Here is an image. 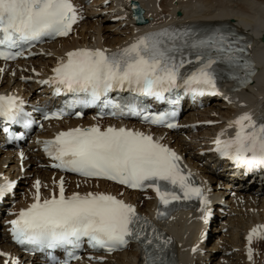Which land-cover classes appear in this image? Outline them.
Returning a JSON list of instances; mask_svg holds the SVG:
<instances>
[{
  "label": "snow or ice",
  "instance_id": "snow-or-ice-1",
  "mask_svg": "<svg viewBox=\"0 0 264 264\" xmlns=\"http://www.w3.org/2000/svg\"><path fill=\"white\" fill-rule=\"evenodd\" d=\"M82 18L72 0H0V59L21 57L26 46L45 38L67 37ZM247 47L243 37L230 30L199 33L189 27L169 26L142 33L115 50L73 48L58 59L53 75L40 83L54 85L56 94H72L73 100L66 101L68 107L101 102L102 114L110 109L108 114L113 117H138L144 123L174 129L178 127L175 119L181 92L219 94L218 81L225 68L228 78L238 85L250 83L254 69L247 59ZM125 91L131 94L125 103L109 97L112 92ZM141 98L166 101L170 108L148 111L141 106ZM23 105L19 97L0 95V120L27 126L30 121L24 119L28 113ZM64 114L61 108L51 115L60 118ZM228 127L235 128L234 135L221 139L225 135L221 130L213 141L214 151L245 173L264 169V115L254 118L251 112H243L230 120ZM163 139L123 126L92 124L60 131L43 143L56 169L128 189H151L165 209L173 201L197 200L200 219L207 223L211 202ZM15 184L12 180L0 183V198L12 193ZM33 188L32 202L6 221L17 244L32 251L62 249L65 259L59 264H70L85 242L92 249L112 252L137 241L144 248L145 264H169L165 250L170 238H164L134 204L103 191L66 195L63 177L58 191L54 189L47 197L42 198L39 180ZM156 215L161 218L167 213L158 208ZM258 228L264 226L250 230L249 242ZM248 255L251 259V249ZM11 264L18 262L13 258Z\"/></svg>",
  "mask_w": 264,
  "mask_h": 264
},
{
  "label": "bare ground",
  "instance_id": "bare-ground-1",
  "mask_svg": "<svg viewBox=\"0 0 264 264\" xmlns=\"http://www.w3.org/2000/svg\"><path fill=\"white\" fill-rule=\"evenodd\" d=\"M74 1L82 9V15L85 17L84 22L77 26L76 36L48 45L41 49L44 52L42 55L36 54V56L27 61L6 64L3 74L1 73L3 65L0 64V90L17 91L28 102L34 104L37 102V98L41 97V94H38L35 90L36 80L47 75L50 66L57 63L66 50L87 45H96L115 50L117 47H123L130 43L142 33L171 24L183 25L190 22H203L204 24L230 23L239 31L254 38L255 47L264 56V43L262 42L264 34L263 0H135L145 10L144 16L148 20L145 25H136L134 23L129 9L130 1L112 0L108 2V0H94L90 6L88 2L85 4V0ZM178 11L181 13L180 16L177 15ZM120 17L123 18L119 19ZM243 94L244 96L238 102L240 106L237 109H231L222 102L216 101L210 107L190 112L188 117L194 121H205L208 119L214 121V125L206 127L204 131L191 133L190 129L187 128L184 130L185 134L177 133L166 137L168 142L187 158L194 171L203 180L207 179L209 181L216 195L210 204L211 207L217 209L215 211L217 216L215 222L217 224L212 229L216 234H213V239L209 241L210 243L204 242L200 245L205 253L199 251L189 264H220L221 259H216L218 251L222 253L226 264H247L245 260L246 236L256 224H259V226L264 225V174L260 175L262 176L261 178H248L249 186H247V192L249 193H239L235 196L239 197L237 199L229 196L227 192V189L230 188L229 184H223L220 188L213 184L218 178L225 177L222 173H215V170L219 167L214 165L215 159L212 161L213 164L208 165L209 159L206 162L203 157L198 155L200 149L198 146L206 143L207 138L216 131L227 129L231 116L239 110H248L254 113V117L264 114V82L254 84ZM83 122L88 123L89 120L85 119ZM186 122L187 124L190 123V121ZM77 124L78 121L72 120L53 123V125L46 128V133L50 134L54 129L61 126L66 127ZM35 146L30 144L25 147L30 159L24 163L28 168L25 172L26 178L21 180L22 186H29L32 183V181H29L28 176L30 175H33V179L40 177L44 183L49 182L48 173L45 168L40 167L44 166L45 161L40 151L34 150ZM4 160L5 155L0 150V172H4L5 176L8 177L20 175L16 157L11 158V166L8 169H5ZM257 181H261V183ZM93 188L99 190L108 189L105 182L95 183ZM110 189L116 190V187H110ZM220 195L226 196V205L219 203L222 201V196ZM126 198L136 203L138 208L145 212H149L153 208V202L146 201L138 193H131ZM194 216L189 218L191 223L188 229H180L181 226L176 224L181 220L178 214H175L173 220L167 225V228L174 232L179 252L184 257L186 253L184 250L188 245L200 239L201 236L197 232L200 233L205 228L200 223L192 220ZM260 240H262L261 243L264 242V233L256 238L254 245ZM254 248L256 250L254 255L256 264L264 259V250L262 252L258 250L257 245ZM14 252L17 251L11 246L10 238L4 231L0 235V253H7L8 255H0V264H4ZM210 254L211 258L207 260ZM259 254L260 259L258 258ZM23 262L28 264L30 260L26 258ZM31 263L40 264L35 260H32ZM142 263L143 258L140 252L132 246L130 250L107 257L103 264Z\"/></svg>",
  "mask_w": 264,
  "mask_h": 264
},
{
  "label": "rangeland",
  "instance_id": "rangeland-1",
  "mask_svg": "<svg viewBox=\"0 0 264 264\" xmlns=\"http://www.w3.org/2000/svg\"><path fill=\"white\" fill-rule=\"evenodd\" d=\"M264 1V0H263ZM260 247H261V250H264V246L262 245V244H260ZM259 250V249H258ZM216 259L218 260V259H221V262H220V264H226V261L225 260H223V255H222V253L220 252L219 253V251H218V253L216 254ZM261 262H264V259L261 261ZM261 262L259 261L258 263H256V264H261Z\"/></svg>",
  "mask_w": 264,
  "mask_h": 264
},
{
  "label": "water",
  "instance_id": "water-1",
  "mask_svg": "<svg viewBox=\"0 0 264 264\" xmlns=\"http://www.w3.org/2000/svg\"><path fill=\"white\" fill-rule=\"evenodd\" d=\"M262 38H263V42H264V35H263V37H262Z\"/></svg>",
  "mask_w": 264,
  "mask_h": 264
}]
</instances>
